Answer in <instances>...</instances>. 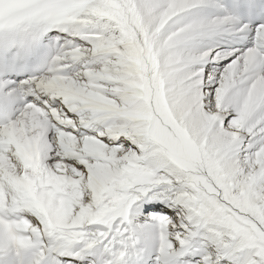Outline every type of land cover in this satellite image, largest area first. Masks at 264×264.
Segmentation results:
<instances>
[{"label": "snow or ice", "instance_id": "6c2138e0", "mask_svg": "<svg viewBox=\"0 0 264 264\" xmlns=\"http://www.w3.org/2000/svg\"><path fill=\"white\" fill-rule=\"evenodd\" d=\"M0 264H264V0H0Z\"/></svg>", "mask_w": 264, "mask_h": 264}]
</instances>
